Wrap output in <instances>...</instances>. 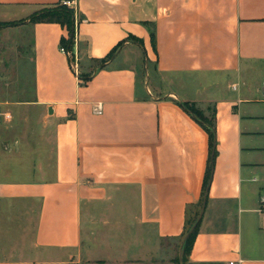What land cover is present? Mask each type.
I'll return each instance as SVG.
<instances>
[{"label":"crops","instance_id":"0c3cea01","mask_svg":"<svg viewBox=\"0 0 264 264\" xmlns=\"http://www.w3.org/2000/svg\"><path fill=\"white\" fill-rule=\"evenodd\" d=\"M60 1L0 0V28L29 34L32 103L52 140L36 177L0 180V256L11 199L40 202L26 239L47 257L80 247L92 227L136 234L125 254L181 242L210 161L184 264H264V0H70L84 83L60 49L65 26L30 21ZM184 102L213 119L211 160Z\"/></svg>","mask_w":264,"mask_h":264},{"label":"rangeland","instance_id":"374dc122","mask_svg":"<svg viewBox=\"0 0 264 264\" xmlns=\"http://www.w3.org/2000/svg\"><path fill=\"white\" fill-rule=\"evenodd\" d=\"M28 32L0 28V180L26 182L50 156L51 126L47 114L32 103V65ZM261 69V64H256ZM198 107V106H197ZM204 116L210 114L198 107ZM38 200L11 199L2 203L4 251L0 264H181V242L168 241L158 251L125 254V240L134 237L124 228L84 234L80 247L52 257L32 252L31 236ZM193 213L189 220L192 222ZM29 229V230H28ZM137 236V235H136ZM181 250V251H180Z\"/></svg>","mask_w":264,"mask_h":264},{"label":"trees","instance_id":"16d2710c","mask_svg":"<svg viewBox=\"0 0 264 264\" xmlns=\"http://www.w3.org/2000/svg\"><path fill=\"white\" fill-rule=\"evenodd\" d=\"M31 22H38V21H46V22H58L61 25L65 26L68 32V37H62L60 41V48H63L64 50L74 52V45H75V27H74V8L70 7L66 4H63L62 0L52 6L43 8L36 13L32 14L30 16ZM5 25L13 24V23H4ZM116 49H113L110 51L104 58L99 60L97 63V68L102 67L105 65V63L112 58L114 55ZM70 62L72 61V58H69ZM91 76L90 74L84 75V74H78V78L82 83L86 82ZM182 106L190 113L192 116L197 119L208 131L209 139H210V160L214 155V122L211 117L204 116L203 113L198 109V107L194 103L184 102L182 103ZM210 161H208V168L206 172V177L204 179L203 184V191H202V197L199 202V207L201 206V202L203 199V196H206V190L208 187V182L210 178ZM193 220L190 222L189 215L186 219L184 230L181 235V239L183 241L182 245V251H183V262L186 260L187 255L189 253V250L192 246L193 240L195 238V235L197 233V227L199 224V221H197V216L199 214V209H197L194 213ZM181 241V242H182Z\"/></svg>","mask_w":264,"mask_h":264},{"label":"built area","instance_id":"2783aa9c","mask_svg":"<svg viewBox=\"0 0 264 264\" xmlns=\"http://www.w3.org/2000/svg\"><path fill=\"white\" fill-rule=\"evenodd\" d=\"M63 4H66L70 7H73L72 6V2L70 0H62ZM62 52H64L69 58H72V61H71V66H72V69L75 73V75L78 77V74H79V71H78V59H77V53L74 51L73 53L71 51H68V50H64L63 48H60ZM260 211L262 213H264V197H262L261 199V202H260ZM228 264H236L235 262L233 261H229Z\"/></svg>","mask_w":264,"mask_h":264},{"label":"water","instance_id":"95a60500","mask_svg":"<svg viewBox=\"0 0 264 264\" xmlns=\"http://www.w3.org/2000/svg\"><path fill=\"white\" fill-rule=\"evenodd\" d=\"M205 204H206V196L204 195V196H203V199H202V202H201V206H200L199 214H198V216H197V221H199V220L202 218V215H203V212H204ZM182 245H183V241L181 242V248H180V249H182ZM180 251H181V250H180ZM179 258H180V263H181V264H184V262L182 261L181 253H180V255H179Z\"/></svg>","mask_w":264,"mask_h":264}]
</instances>
